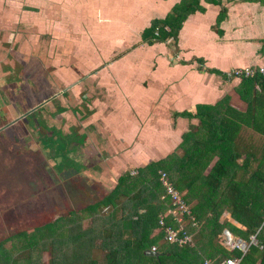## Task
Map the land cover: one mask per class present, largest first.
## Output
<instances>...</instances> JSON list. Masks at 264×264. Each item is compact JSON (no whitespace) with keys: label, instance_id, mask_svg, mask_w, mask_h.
<instances>
[{"label":"rangeland","instance_id":"1","mask_svg":"<svg viewBox=\"0 0 264 264\" xmlns=\"http://www.w3.org/2000/svg\"><path fill=\"white\" fill-rule=\"evenodd\" d=\"M20 3L27 14L20 16L11 27L0 30V36L5 32L8 38L0 43V65L3 66L0 69V240L10 232L52 220L64 210L82 208L104 197L115 184L118 174L109 171L107 163L114 153L111 146L108 147L114 130L121 136L114 140L121 149H113L120 154L126 141L124 136L136 126L134 120L144 124L146 129L152 125L148 120L134 119V111L140 104L130 102L113 89L122 83L120 78L110 75L116 64L126 67V59L135 52L137 60L128 62L127 84L146 88L147 81L149 94L157 90L155 80L147 76L150 68L145 69L153 68L149 59L152 49L144 52L134 39L127 44H117L122 39L119 38L114 44L105 45L101 41L94 43L91 38L96 24L104 28L100 30L104 35L109 31V34L122 35L127 28L111 27L121 22L137 27L138 17H160L156 15L159 10L138 8L134 18L113 7L108 11L110 14L86 12L89 4L82 0L79 5L84 11L78 7L79 12L69 7V0H20ZM131 35L139 37L134 28ZM165 42L166 50L157 47L153 52L158 51L167 58L176 49L171 39ZM134 43L137 45L133 49ZM125 69H117L116 74ZM213 75L216 78L217 73ZM151 79L154 82L149 84ZM139 88L137 94L148 97ZM25 95L32 101L31 108L22 105L16 109L18 100ZM62 103L67 106L65 110L69 115L64 117L65 123L60 124L58 117L50 114V108L58 111ZM188 125H184L185 130ZM123 126L130 130L122 131ZM170 128L175 130V125L168 124L166 129ZM125 137L128 139L127 135ZM92 144L99 150V159L92 156ZM145 146L148 144L143 149ZM78 152L83 157L77 155ZM160 158L156 156L152 161ZM114 161L118 159L115 157ZM124 165L115 167L119 174L141 166L138 161ZM94 255L102 261V252H94Z\"/></svg>","mask_w":264,"mask_h":264},{"label":"trees","instance_id":"2","mask_svg":"<svg viewBox=\"0 0 264 264\" xmlns=\"http://www.w3.org/2000/svg\"><path fill=\"white\" fill-rule=\"evenodd\" d=\"M199 1L175 2L162 18L149 20L141 40L151 45L171 38L175 43L187 15L203 11ZM204 1L220 5L211 26L220 35L226 8L220 0ZM241 1L264 6V0ZM257 52L264 55V35ZM205 70L226 79L218 69ZM234 91L242 109L229 105L224 95L213 104H196L193 113H173L197 118V123L188 125L164 157L136 167L133 174H118L104 197L10 232L0 240V264H215L226 256L239 258L237 264H264V75L241 76ZM157 170L183 192L190 210L183 215L190 243L176 245L163 238L158 219L170 202ZM225 211L229 219L220 218ZM164 220L171 223L169 215ZM224 229L246 243L244 252L228 249ZM151 246L157 255L144 252ZM97 251L102 261L94 255Z\"/></svg>","mask_w":264,"mask_h":264},{"label":"crops","instance_id":"3","mask_svg":"<svg viewBox=\"0 0 264 264\" xmlns=\"http://www.w3.org/2000/svg\"><path fill=\"white\" fill-rule=\"evenodd\" d=\"M69 1V7H74V12H79V9L80 11H84L79 5L80 0ZM76 1L79 2L76 3ZM82 1H87V4H89L88 8H85L86 12L92 11L96 14H105L113 8H117V10H121L120 12H128L135 18L137 13H134V11L137 12L138 8H147L148 11H150L151 8V10H159L160 13H156V15L159 14L160 17L157 18H162L166 12L169 11L170 7L178 0ZM199 3L203 6V11H194L187 15L177 33V39L174 43L176 50L174 54H171L167 58L161 56L162 54L158 51L153 52L157 47H161L162 50L165 48L166 50V42H155L159 44L157 45L153 43L148 45L140 38L141 30L149 24V20L151 19L148 15L147 17L142 15L141 17H138V20L133 18V20H137V27L134 25V27H132L130 24L125 25L122 22L112 27L108 26L109 28H114L117 26L121 27L122 25L124 29L127 28L122 35H119L118 33L109 34L110 31L107 33L108 35H104L105 33L100 31L102 29L104 30V28L98 26L100 24L93 26V29L96 32H93V37L91 38L93 42L95 41L96 43H99L101 41L102 44L109 45L110 42L114 44L116 40L122 38L117 44H127L134 39L136 42H139V45L144 52L147 53L148 49H152V52L149 54V59L153 68L147 67L145 69L147 70L150 68L147 72V76L152 77L157 86V90L153 94H149L147 81L146 88L142 85L141 88H139L137 86L131 87L127 84V78L129 76L128 70H130L128 68L130 67L128 62L131 59L134 61L137 60L134 55L135 52L126 59V67H121L116 64L115 69H111L110 75L115 78H120V81L122 82L121 85H116L113 89L118 91L119 95L122 93V96H125L130 102L136 101L140 104L138 105L139 109L134 111V119L142 118L150 121L152 125H149L148 129H146L144 124L140 125L139 121L134 120L135 123L133 125L136 126L131 130L129 128L126 129L127 126H123L124 129H122V131H130L126 134L128 139L125 137L126 135L124 136L126 141L123 143L124 147H122L123 150L120 153L122 155L116 153L115 149L118 150L121 148L116 145L117 140L114 142L115 139L121 136L117 134L118 132H115L116 130H114V133L112 131L114 136H112L111 144H109L108 147L111 146L112 152L114 153L110 155V162H107L109 165V171L112 170L119 174L116 168L126 166L124 164L127 162L138 161V165L142 166L148 161L155 159L156 156L160 158L170 153V150H173L179 143L180 135L185 130L184 125L186 123H197V120L193 117L189 119L181 115L174 116L173 113L175 112H181L184 110L193 113L197 103L213 104L224 95L229 97V105L237 109L243 108V101L239 99L237 93L234 91V87L237 85L239 79H223L221 76L218 77V74L216 75V78H214V73H209L205 69L216 68L219 71L225 72L230 68L238 66L256 67L264 65V55H260L257 52L260 47V39L264 35V6L256 2L220 0V4L226 8V15L219 22L218 28L221 29L222 33L218 35L211 29V26L215 22V17L219 11L220 5L208 3L204 0H200ZM22 8L20 0H0L1 31L2 29L11 27L12 23L18 21L20 16H25L27 14L28 11ZM99 20L100 17L97 18V21ZM133 28L139 36L138 39L134 37V35H131V30ZM4 33L1 35L4 39L0 36V43L8 41V38L6 39ZM136 45L137 44L134 43L133 49ZM246 52L251 53L250 55H247ZM199 58L202 62H198ZM4 60L5 58L2 56L1 61L4 62ZM181 60L183 63H180ZM143 64H145V62ZM2 67L1 63L0 69H2ZM121 68L127 69L116 74L117 69ZM147 76L145 77L147 78ZM153 80L151 79L149 84L150 82H154ZM138 88L141 89V91L146 92L148 97H140L137 94ZM12 91L13 90H11V93ZM29 99L30 97L25 95L23 99L21 98L18 100L19 105L17 104V107L15 108H21L22 105H24L23 108H31L32 101ZM66 107L67 106L62 103V106L58 111L57 108H50V114H55L56 117H58L57 119H59L60 124L65 123L63 119L69 115L68 111L65 110ZM78 122L83 125L82 120H79ZM168 124H174L175 130L172 128L166 129ZM98 132L99 131L96 130V133ZM93 136L94 131H92V137ZM148 141L150 143H148ZM145 144H148V147L145 146V149H143ZM97 145L98 143H95V146ZM95 146L92 144L90 150L93 152L92 156L95 155L96 158H98L97 155H99V150H96V148L94 149ZM113 147L115 149H113ZM163 151H166V153L163 154ZM77 155L82 156L83 154L78 152ZM118 155H120V157H118ZM115 157L118 161H114ZM94 159L95 157L91 158V161L94 162ZM91 161L89 160V162ZM110 165H112V167H110ZM222 214H225L223 219H229V215L226 211ZM244 244L246 245L245 242Z\"/></svg>","mask_w":264,"mask_h":264},{"label":"built area","instance_id":"4","mask_svg":"<svg viewBox=\"0 0 264 264\" xmlns=\"http://www.w3.org/2000/svg\"><path fill=\"white\" fill-rule=\"evenodd\" d=\"M171 39V38H168ZM255 72H258L264 75V65L261 66H243V67H234L226 70L224 72L225 77L227 79L230 78H238L241 76H252ZM130 173H135L132 171ZM159 175V181L164 188V193L169 198L170 205L166 209V211L159 216L158 223L161 225V229L163 231V238L165 241L169 243H174L176 245H184L186 243H190L192 241L191 234L187 233L184 229L185 222L183 221L184 214H189L190 210L188 206L184 203L182 199V194L177 191L172 183L169 181L167 175L164 171L157 170ZM170 216L171 223L165 224L164 217ZM194 223H192L193 225ZM160 230V229H159ZM224 236V243L228 247L231 248H238L242 252H244L246 245H242L241 239H233L230 233L224 229L223 230ZM238 240V241H237ZM249 241L255 244L254 235L249 236ZM150 250H155L154 246H151ZM239 258L226 256L218 260L215 264H237ZM205 264H211L207 260L204 261Z\"/></svg>","mask_w":264,"mask_h":264},{"label":"water","instance_id":"5","mask_svg":"<svg viewBox=\"0 0 264 264\" xmlns=\"http://www.w3.org/2000/svg\"><path fill=\"white\" fill-rule=\"evenodd\" d=\"M238 241V240H237ZM242 245H244V242L241 241ZM146 254H149V255H157V252L155 251H151L150 249H147L144 251Z\"/></svg>","mask_w":264,"mask_h":264}]
</instances>
